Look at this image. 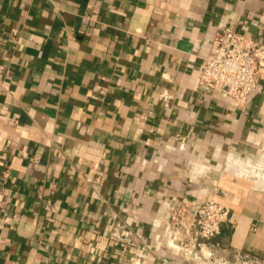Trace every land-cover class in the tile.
Returning a JSON list of instances; mask_svg holds the SVG:
<instances>
[{"label":"crops","instance_id":"0c3cea01","mask_svg":"<svg viewBox=\"0 0 264 264\" xmlns=\"http://www.w3.org/2000/svg\"><path fill=\"white\" fill-rule=\"evenodd\" d=\"M223 25L264 42V0H0V264H185L154 222L203 196L231 209L213 241L264 258V187L223 165L264 155V67L245 110L198 89Z\"/></svg>","mask_w":264,"mask_h":264},{"label":"built area","instance_id":"2783aa9c","mask_svg":"<svg viewBox=\"0 0 264 264\" xmlns=\"http://www.w3.org/2000/svg\"><path fill=\"white\" fill-rule=\"evenodd\" d=\"M264 67V42L253 34L232 25H223L214 33L203 57L198 89L204 95L219 94L238 110H245ZM168 108L173 107L175 95L169 89L158 94ZM180 147L187 149L182 140ZM166 214L154 222L157 247L169 251L179 262L191 264H264V258L237 251L229 256L227 248L213 238L220 235L230 220L231 209L213 196H203L194 204L172 198L165 205ZM115 245L124 248L137 245V236L130 225L118 221L110 231ZM207 251V252H205ZM126 264H143L141 254Z\"/></svg>","mask_w":264,"mask_h":264},{"label":"clouds","instance_id":"9594fccd","mask_svg":"<svg viewBox=\"0 0 264 264\" xmlns=\"http://www.w3.org/2000/svg\"><path fill=\"white\" fill-rule=\"evenodd\" d=\"M223 165L228 174L249 180L255 188L264 187V155L252 151L247 159H242L225 153Z\"/></svg>","mask_w":264,"mask_h":264},{"label":"bare ground","instance_id":"6f19581e","mask_svg":"<svg viewBox=\"0 0 264 264\" xmlns=\"http://www.w3.org/2000/svg\"><path fill=\"white\" fill-rule=\"evenodd\" d=\"M205 252H207V251H205Z\"/></svg>","mask_w":264,"mask_h":264}]
</instances>
